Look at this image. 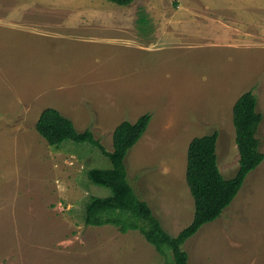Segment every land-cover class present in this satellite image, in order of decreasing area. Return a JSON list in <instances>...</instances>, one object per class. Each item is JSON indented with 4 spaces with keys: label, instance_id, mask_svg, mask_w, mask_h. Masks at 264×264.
<instances>
[{
    "label": "rangeland",
    "instance_id": "obj_1",
    "mask_svg": "<svg viewBox=\"0 0 264 264\" xmlns=\"http://www.w3.org/2000/svg\"><path fill=\"white\" fill-rule=\"evenodd\" d=\"M248 1L238 18L249 32L238 21L240 44L223 46L204 31L213 16L232 21L233 5L213 14L205 0H0V264H171V251L139 230L85 223L89 200L111 195L88 170L110 159L89 142L50 145L36 123L55 107L112 150L119 123L151 113L125 162L138 196L177 235L195 212L189 143L218 131L219 168L234 177L233 106L248 90L263 114L264 152V0ZM183 248L188 264H264V160Z\"/></svg>",
    "mask_w": 264,
    "mask_h": 264
},
{
    "label": "trees",
    "instance_id": "obj_2",
    "mask_svg": "<svg viewBox=\"0 0 264 264\" xmlns=\"http://www.w3.org/2000/svg\"><path fill=\"white\" fill-rule=\"evenodd\" d=\"M129 5L135 0H109ZM141 20L146 21V17ZM258 99L252 90L240 95L233 106V122L240 159L234 177L225 178L218 165V131L194 137L188 146L186 180L195 202L192 222L177 235L170 234L151 205L141 199L130 183L126 157L147 130L151 113L136 121L124 120L113 132V149L108 150L90 128L80 131L72 119L55 107L42 110L36 129L46 141L60 147L67 140L89 142L111 162L109 168L93 167L88 178L96 185L111 189V195L93 196L85 207L87 225L113 224L122 233L139 230L154 247L166 254L172 253L171 264H188L189 254L184 243L206 223L216 220L235 199L247 175L264 160L258 129L263 114L258 111ZM169 264V263H167Z\"/></svg>",
    "mask_w": 264,
    "mask_h": 264
},
{
    "label": "crops",
    "instance_id": "obj_3",
    "mask_svg": "<svg viewBox=\"0 0 264 264\" xmlns=\"http://www.w3.org/2000/svg\"><path fill=\"white\" fill-rule=\"evenodd\" d=\"M38 1H39V4L41 3L43 8H46V0H38ZM214 3L216 4L215 6H214ZM205 4L208 6L209 9H211L209 10L210 13L213 12V14H216L217 11H226V12L230 11V14H232V11L229 5L234 6L235 12L234 14H232L233 16L232 21L228 20V18L225 15H223L222 17L213 16L212 18L208 19L209 23L212 25L211 28L206 29V26H201V27L203 30L206 29L204 32L211 34V35H208L209 38H213L214 36L212 34H216L217 37L222 40L223 46H232V45L238 46L240 43L236 41V37H238L236 35L237 33L236 23L240 21L242 24V27H245L241 29L240 32L241 31L245 33L249 32L248 30L249 28L244 25V23L242 22L241 19L238 18V16L240 14L241 9L243 8L247 9L246 12L250 11V9L248 8L252 6V3L248 0H245L244 3H239L237 0H205ZM232 22H233V25H232ZM46 25H47V21H46ZM46 25H45V30H43V26L40 29L42 33L47 32ZM54 25H58V24L54 23ZM96 26L98 27L99 25H96ZM24 28L26 27L24 26L23 29ZM52 37L60 38L57 36V34L56 36H52Z\"/></svg>",
    "mask_w": 264,
    "mask_h": 264
}]
</instances>
